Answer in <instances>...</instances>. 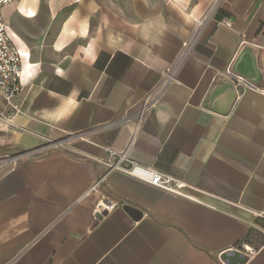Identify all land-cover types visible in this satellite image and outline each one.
<instances>
[{"label": "crops", "instance_id": "crops-1", "mask_svg": "<svg viewBox=\"0 0 264 264\" xmlns=\"http://www.w3.org/2000/svg\"><path fill=\"white\" fill-rule=\"evenodd\" d=\"M213 1L2 8L22 57V113L0 121V158L17 157L0 171V264H226L230 251L235 264H264V83L230 73L244 45L264 73V0L209 12ZM192 36L175 79L144 109ZM125 150L187 183L188 197L107 173L109 151ZM105 198L117 206L94 215Z\"/></svg>", "mask_w": 264, "mask_h": 264}, {"label": "built area", "instance_id": "built-area-1", "mask_svg": "<svg viewBox=\"0 0 264 264\" xmlns=\"http://www.w3.org/2000/svg\"><path fill=\"white\" fill-rule=\"evenodd\" d=\"M18 0H0V101H2V108H0V121L12 125L14 117L22 113L21 107L14 103V99L20 94L22 89L21 73H22V57L12 42L10 34L7 30L2 18V8L10 3H16ZM221 0H214L209 12L219 4ZM197 25H201L202 19L196 20ZM223 25L229 27L232 24L231 18L224 17L220 21ZM195 42V36L190 37L182 43L180 50L177 53L174 63L163 72V81L157 92V95L151 97L148 95L143 103V108H150L157 96L163 91V89L175 79L176 72L184 61V59L190 54L192 46ZM237 80V84H240V79ZM17 157L10 155L0 158V171L8 167H14ZM108 167L107 173L112 171H119L132 176L139 181H142L152 187H155L165 193L188 197L185 190L189 188V185L184 181L160 172L153 167L141 166L139 163L131 159L127 150L121 153H115L109 151L108 158L106 160ZM106 175L101 176L90 191H96L105 181ZM117 203L111 199H101L94 209V215L103 217L115 209Z\"/></svg>", "mask_w": 264, "mask_h": 264}, {"label": "water", "instance_id": "water-1", "mask_svg": "<svg viewBox=\"0 0 264 264\" xmlns=\"http://www.w3.org/2000/svg\"><path fill=\"white\" fill-rule=\"evenodd\" d=\"M250 58V59H249ZM257 62V49L244 45L242 49L239 51L237 57L230 67V73L234 76H240L245 81L250 84L257 85L264 83V73L262 70L257 69L255 64ZM227 85H229L230 89L233 91L231 98L227 103V108H229L233 101L235 100V90L230 81H225ZM126 210L133 212L136 216H140V211H137L133 207L126 206ZM239 253L236 251H230V253L223 254L221 259L226 264H235V260L239 257Z\"/></svg>", "mask_w": 264, "mask_h": 264}, {"label": "rangeland", "instance_id": "rangeland-1", "mask_svg": "<svg viewBox=\"0 0 264 264\" xmlns=\"http://www.w3.org/2000/svg\"><path fill=\"white\" fill-rule=\"evenodd\" d=\"M210 10V9H209Z\"/></svg>", "mask_w": 264, "mask_h": 264}]
</instances>
